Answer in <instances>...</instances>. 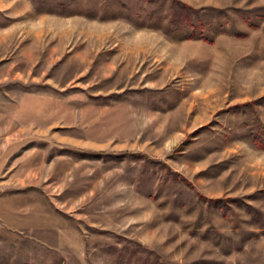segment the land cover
<instances>
[{"label":"rangeland","instance_id":"374dc122","mask_svg":"<svg viewBox=\"0 0 264 264\" xmlns=\"http://www.w3.org/2000/svg\"><path fill=\"white\" fill-rule=\"evenodd\" d=\"M148 1L0 0V264H264V0Z\"/></svg>","mask_w":264,"mask_h":264},{"label":"trees","instance_id":"16d2710c","mask_svg":"<svg viewBox=\"0 0 264 264\" xmlns=\"http://www.w3.org/2000/svg\"><path fill=\"white\" fill-rule=\"evenodd\" d=\"M148 2L152 8L151 11L148 12V18H157L159 21L156 24L146 23L147 26L162 29L167 34L180 31L183 32L190 29V32L184 36V38L202 39L203 41L213 43V38L209 37L206 33L208 24L203 15V10H205V8L194 7L182 0H157L159 3L158 5L153 3L156 2L155 0H150ZM165 7L167 9L166 13L162 14V8ZM249 128L255 146L260 150H264V121L260 118L257 112L255 113L253 123L250 124ZM170 172L174 176L185 180V178L177 171L171 169ZM202 198L213 204L220 202L218 199H209L205 196H202ZM233 200L239 204L238 199ZM145 254V257L140 256L139 260L133 264H168L153 251H145Z\"/></svg>","mask_w":264,"mask_h":264}]
</instances>
